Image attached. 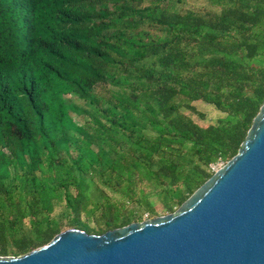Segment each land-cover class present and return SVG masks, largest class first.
<instances>
[{
  "label": "trees",
  "instance_id": "16d2710c",
  "mask_svg": "<svg viewBox=\"0 0 264 264\" xmlns=\"http://www.w3.org/2000/svg\"><path fill=\"white\" fill-rule=\"evenodd\" d=\"M263 102L264 0H0V256L175 211Z\"/></svg>",
  "mask_w": 264,
  "mask_h": 264
},
{
  "label": "water",
  "instance_id": "95a60500",
  "mask_svg": "<svg viewBox=\"0 0 264 264\" xmlns=\"http://www.w3.org/2000/svg\"><path fill=\"white\" fill-rule=\"evenodd\" d=\"M0 264H264V102L237 153L175 211L100 234L67 228Z\"/></svg>",
  "mask_w": 264,
  "mask_h": 264
},
{
  "label": "rangeland",
  "instance_id": "374dc122",
  "mask_svg": "<svg viewBox=\"0 0 264 264\" xmlns=\"http://www.w3.org/2000/svg\"><path fill=\"white\" fill-rule=\"evenodd\" d=\"M193 104L198 108V110L202 111L205 114L204 122L206 123H216L217 119L223 116V113L218 111L214 106L207 104L201 100L194 101ZM146 219H149L147 214L144 215L143 220Z\"/></svg>",
  "mask_w": 264,
  "mask_h": 264
},
{
  "label": "built area",
  "instance_id": "2783aa9c",
  "mask_svg": "<svg viewBox=\"0 0 264 264\" xmlns=\"http://www.w3.org/2000/svg\"><path fill=\"white\" fill-rule=\"evenodd\" d=\"M223 165V162L218 161L216 163H211L209 168L211 171H216L219 167H221Z\"/></svg>",
  "mask_w": 264,
  "mask_h": 264
}]
</instances>
